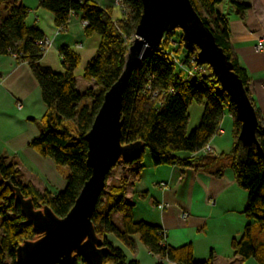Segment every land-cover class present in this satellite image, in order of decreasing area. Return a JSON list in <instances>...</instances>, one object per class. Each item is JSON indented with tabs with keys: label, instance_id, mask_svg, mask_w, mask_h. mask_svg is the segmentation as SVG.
Returning a JSON list of instances; mask_svg holds the SVG:
<instances>
[{
	"label": "trees",
	"instance_id": "16d2710c",
	"mask_svg": "<svg viewBox=\"0 0 264 264\" xmlns=\"http://www.w3.org/2000/svg\"><path fill=\"white\" fill-rule=\"evenodd\" d=\"M191 2L244 83L257 113V140L262 152L256 145L246 147L239 140L241 123L236 108L230 96L217 84L208 65H204L206 73L185 82L176 66L163 56V51L170 49V39L179 43L176 54L198 55V49L193 52L184 50L179 30L166 34L161 48L149 53L128 80L123 97L122 144L128 146L140 142L144 151L137 160L124 164L142 162L145 153H149L154 166H178L183 173L192 169L222 178L226 170H232L238 186L248 193L245 215L253 222L246 226L240 239L233 240L232 248L241 262L254 259L258 264H264V119L250 90L252 79L231 44L229 19L217 11L224 2L233 5L240 13L250 7L243 0ZM125 5L129 8L128 17L114 20L110 9L102 8L92 0H40V7L54 15L59 30H66L73 15H79L84 22L85 35L101 37L98 51L84 72V79L94 81L96 88L82 94L77 89L75 77L79 56L69 48H61L64 71L54 72L43 67L41 60L45 54L40 42L46 36L37 26L27 24L29 9L20 0H0V55L14 56L29 65L47 108L41 120V132L32 139L30 147L40 156L53 160L60 169H65L67 181L65 190L59 194L39 192L25 179L16 161L0 155V264H17L18 249L26 242L40 238L34 227L26 223L21 206L16 203L15 189H19L26 200H32L36 211L48 207L57 217L64 218L92 176L86 137L105 95L124 71L129 41L135 37L143 14L142 0H126ZM148 84L165 95L156 102L149 101L144 94ZM194 103L204 107L203 115L196 129L187 134L188 112ZM225 113H229L233 120L230 153L216 158L198 156L219 134ZM127 183L123 179L118 185H110L92 216L97 237L110 251L106 264H140L128 261L124 252L108 239L109 235L130 250L135 248L133 237L139 236L141 243L158 259L157 264H215L213 254L207 261L197 262L191 245L173 248L167 244L163 229L136 222L135 205L126 199ZM115 215L120 216L119 222ZM78 261L84 263L80 258Z\"/></svg>",
	"mask_w": 264,
	"mask_h": 264
},
{
	"label": "crops",
	"instance_id": "0c3cea01",
	"mask_svg": "<svg viewBox=\"0 0 264 264\" xmlns=\"http://www.w3.org/2000/svg\"><path fill=\"white\" fill-rule=\"evenodd\" d=\"M92 1L110 9L114 20L124 19L116 0ZM243 1L250 7L245 13L228 2L218 6L217 11L229 19L231 44L252 79L250 90L264 119V46L258 50L264 40V0ZM20 3L29 9L27 24L37 26L51 41L41 65L63 72L60 49L69 48L79 56L75 70L78 91L84 94L96 88L94 81L84 79V72L98 51L101 37H87L79 15H73L68 28L61 31L55 25L54 15L40 7V0H20ZM46 111L41 89L29 65L14 56L0 55V155L16 161L25 179L39 192L59 194L67 186L65 169L30 147L32 139L41 132ZM221 126L223 133L209 143L219 154L227 155L233 144V120L229 113H225ZM117 167L122 170L114 183L128 181L126 199L135 205V221L163 229L169 246L191 245L197 262H205L213 254L215 264H258L254 259L241 262L232 248L233 240L240 239L246 226L253 224L245 215L248 193L238 186L232 170H226L222 178L192 169L183 173L178 166H154L149 153H145L142 162L128 166L119 163ZM184 214L188 216L186 219ZM114 217L120 221L119 215ZM107 237L124 252L128 261L157 264L158 259L141 243L139 236L133 237L134 250L114 236Z\"/></svg>",
	"mask_w": 264,
	"mask_h": 264
},
{
	"label": "water",
	"instance_id": "95a60500",
	"mask_svg": "<svg viewBox=\"0 0 264 264\" xmlns=\"http://www.w3.org/2000/svg\"><path fill=\"white\" fill-rule=\"evenodd\" d=\"M143 14L128 50L124 71L105 95L104 103L86 137L91 178L82 188L75 205L64 218L45 207L36 211L32 200H26L15 189L16 203L21 206L27 224L40 236L26 242L17 251V264H106L110 254L97 237L92 216L103 193L107 192L109 174L120 163L137 160L144 151L140 142L123 146L122 108L124 92L132 72L153 50L159 48L168 33L180 30L183 47L198 49V59L208 65L217 84L228 94L241 123L239 140L246 147L256 145L258 117L243 81L235 73L212 31L205 25L191 0H142Z\"/></svg>",
	"mask_w": 264,
	"mask_h": 264
},
{
	"label": "built area",
	"instance_id": "2783aa9c",
	"mask_svg": "<svg viewBox=\"0 0 264 264\" xmlns=\"http://www.w3.org/2000/svg\"><path fill=\"white\" fill-rule=\"evenodd\" d=\"M126 0H116V4L120 6L123 10V16L124 19L128 17L129 8L125 5ZM179 31V30H177ZM164 41V40H163ZM163 44V42H162ZM161 44V46H162ZM40 45L42 46V52L45 54L48 49L51 46V41L48 38H45L42 42H40ZM168 45L170 49H166L163 51V56L166 57L169 61H171L178 71V73L181 74L185 82H188L190 80L195 79L199 74L206 73V68L203 64L199 62L198 56H180L176 54V50L179 48L178 41L174 39H170L168 42ZM157 48L156 50H159L161 48ZM264 46V40L259 44L258 50H261ZM185 50V49H184ZM186 51V50H185ZM188 52V51H186ZM172 92V91H171ZM170 92V93H171ZM144 94L148 97L149 101L156 102L161 97L165 95V93H162L156 89L153 88L152 85H147L144 90ZM18 107L21 108L22 104H18ZM223 130L222 127L219 130V134H222ZM201 154L208 155L212 157H219L221 154L218 153L216 148L212 146L210 143H208L204 149L202 150ZM188 216L186 214L183 215V218H187Z\"/></svg>",
	"mask_w": 264,
	"mask_h": 264
},
{
	"label": "rangeland",
	"instance_id": "374dc122",
	"mask_svg": "<svg viewBox=\"0 0 264 264\" xmlns=\"http://www.w3.org/2000/svg\"><path fill=\"white\" fill-rule=\"evenodd\" d=\"M134 40H135V37H133L129 41V47L133 44ZM203 110H204V107L200 104H197V103H194L190 106L189 112H188L189 120H188V124H187V134L191 133L199 125L201 118H202V115H203ZM120 163H122V162H120ZM117 166L109 175V179L107 180V189L110 185L115 184L114 179L116 177L120 178V172L122 170V167H117ZM77 264H85V263H83L82 261H78Z\"/></svg>",
	"mask_w": 264,
	"mask_h": 264
}]
</instances>
